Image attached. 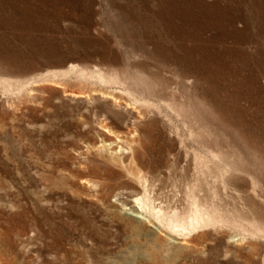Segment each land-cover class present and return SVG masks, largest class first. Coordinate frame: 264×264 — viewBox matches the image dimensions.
<instances>
[{
    "label": "rangeland",
    "instance_id": "1",
    "mask_svg": "<svg viewBox=\"0 0 264 264\" xmlns=\"http://www.w3.org/2000/svg\"><path fill=\"white\" fill-rule=\"evenodd\" d=\"M0 264H264V0H0Z\"/></svg>",
    "mask_w": 264,
    "mask_h": 264
},
{
    "label": "bare ground",
    "instance_id": "2",
    "mask_svg": "<svg viewBox=\"0 0 264 264\" xmlns=\"http://www.w3.org/2000/svg\"><path fill=\"white\" fill-rule=\"evenodd\" d=\"M114 134V133H113ZM112 135V134H111ZM115 135V134H114ZM132 144V143H131ZM131 147V146H130ZM139 199V198H138ZM139 201H141V199H139ZM145 204V203H144ZM143 204V205H144ZM142 205V206H143ZM148 205V203H147ZM145 207V205H144ZM143 208V207H142ZM144 210V209H143ZM196 218H193L190 223L186 224V223H170L169 225L173 228H177L176 230L181 232L183 235L187 234V235H191L192 233L196 232L198 230V228L200 227V221L197 220L195 222Z\"/></svg>",
    "mask_w": 264,
    "mask_h": 264
}]
</instances>
